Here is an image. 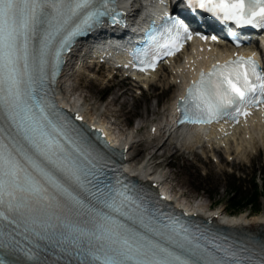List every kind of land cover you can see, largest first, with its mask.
Segmentation results:
<instances>
[{"label": "snow or ice", "instance_id": "6c2138e0", "mask_svg": "<svg viewBox=\"0 0 264 264\" xmlns=\"http://www.w3.org/2000/svg\"><path fill=\"white\" fill-rule=\"evenodd\" d=\"M186 3L264 28V0ZM117 8L115 0H0V264H264V240L234 242L165 210L159 195L131 181L106 140L55 102L50 85L65 53L109 17L122 20ZM164 19V47L190 37L184 19ZM254 55L202 71L178 97L177 123L236 122L264 106Z\"/></svg>", "mask_w": 264, "mask_h": 264}, {"label": "rangeland", "instance_id": "374dc122", "mask_svg": "<svg viewBox=\"0 0 264 264\" xmlns=\"http://www.w3.org/2000/svg\"><path fill=\"white\" fill-rule=\"evenodd\" d=\"M107 78H109L108 70L96 72V68L86 71L81 76L75 73L70 78L71 90L81 100L87 102L86 108L90 111L100 117H107L108 121L114 123V126L122 132L136 135L135 139L138 142L133 149L135 158L132 165H138L144 158L154 156L153 161L160 167V173L165 175L177 192L186 197V201L198 200L212 209L222 208L225 213H230L233 209L226 207L231 193L227 183L231 177L226 176L227 172L224 171L238 169L243 174V186L240 187L241 191H238V194L246 196L251 192L252 177L255 172L256 181L260 185L263 183L264 145L243 149L237 153L231 152L228 155L224 149H212L210 146L190 143L178 145L175 138H168L167 135L152 140L149 129L153 123L158 124L162 121L176 89L171 87L164 91L165 84L161 79L158 81L160 85L150 86L147 89L139 87L142 92L138 93L136 86L130 81H123L119 75L109 81ZM89 82H96L93 83V89L87 84ZM119 82L123 83L122 88H117L116 84ZM78 84L79 88L75 89ZM84 84L88 86H83ZM124 89L127 93H120ZM116 93L120 97L113 100L117 96ZM145 102L149 103L151 108L147 112V117L143 116ZM137 126L141 127L135 131ZM258 200L259 211L250 213V206L244 211L250 214V218L264 216V193Z\"/></svg>", "mask_w": 264, "mask_h": 264}, {"label": "bare ground", "instance_id": "6f19581e", "mask_svg": "<svg viewBox=\"0 0 264 264\" xmlns=\"http://www.w3.org/2000/svg\"><path fill=\"white\" fill-rule=\"evenodd\" d=\"M147 9H149L147 7ZM205 43H201L197 46L199 51L195 52L194 54L187 53V51L183 52L182 57L180 59L173 60L172 64L169 66H162V69H167L170 71L171 75L166 77L164 79L165 84L170 87L173 85V82L181 83L182 81H186L188 77H192L193 73L196 69H198L202 63L203 58L205 54H209L211 52H207L206 47H204ZM222 45H218L216 47L217 51H213L212 53H219L221 52ZM219 51V52H218ZM185 58V59H184ZM184 59V61H182ZM113 69V68H112ZM161 68L157 69L156 71L152 72L146 79V83H154L155 79L157 78V75L159 74ZM161 69V70H162ZM164 71V70H163ZM162 72V71H161ZM197 76H195L196 78ZM171 82V85L168 83ZM94 82H89L87 84L90 85V87L94 86ZM143 83V82H142ZM84 84L83 86H85ZM79 84L75 86L76 88H79ZM88 86V85H86ZM61 89L63 90L64 96H66L69 100H72L68 94H66L67 89V83L66 80H61L60 84ZM94 87H92L93 89ZM122 94H126V90L121 91ZM117 96L113 100L118 99L120 96L116 93ZM151 95V94H149ZM137 101V100H136ZM74 106H78V102L76 100L72 101ZM85 108V107H84ZM144 112L143 116L147 117V112L151 110L149 103H144ZM87 111V108H85ZM89 113V111H87ZM92 114V112H90ZM163 123V121H161ZM158 126V127H157ZM152 129V132L155 134L153 140L159 135L157 133L158 130H160V126L157 125ZM163 126V125H162ZM112 129V127H110ZM163 128H165V132L169 131L168 138H177L179 137L183 139H191V140H199L202 138H209L213 139L217 142H224L227 139H232L236 141V135L233 136L237 130L240 129V135L241 139L238 142V148H242L244 144H250L251 138L256 135H261L264 133V118L261 120H255L251 119L248 120L247 123L244 126H238V125H231V124H222L215 126L214 124H194L191 125L189 128H181L175 129L174 124L170 122L168 119L164 123ZM174 133V134H173ZM174 135V136H173ZM249 135V136H247ZM233 136V137H231ZM120 140L123 141L125 147H130V150L128 152V155H132L131 149L134 147L136 140L135 136H126L125 138H120ZM264 140V136H263ZM154 156H150L149 158L142 160L140 162V165L137 167H132V171L137 170L138 176H140L143 180H159V178L162 180V175L157 173V167L154 165ZM132 162V160H130ZM155 168V169H154ZM185 204L182 203L179 205V207H182ZM187 208L191 209L190 213L193 214H199L204 217H211L215 221L219 222L220 224H223L225 226H229L232 228H237L239 230H249V231H262V225L264 224V216L249 218L246 212L239 213L236 215H225L221 209H207L206 206H204L202 203H199L197 205L192 204L187 205ZM263 223V224H262Z\"/></svg>", "mask_w": 264, "mask_h": 264}, {"label": "trees", "instance_id": "16d2710c", "mask_svg": "<svg viewBox=\"0 0 264 264\" xmlns=\"http://www.w3.org/2000/svg\"><path fill=\"white\" fill-rule=\"evenodd\" d=\"M232 187L234 188L233 189L234 192L237 191V188L235 186ZM258 197H259L258 188L254 187L252 192L247 196H238L232 194L231 196H229L228 202L230 207L234 211H241L248 206H252V208L255 211H259L260 207H259Z\"/></svg>", "mask_w": 264, "mask_h": 264}]
</instances>
